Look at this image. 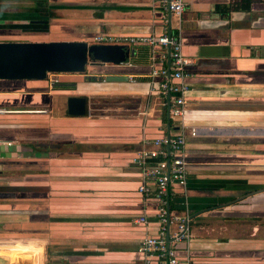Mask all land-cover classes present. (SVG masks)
<instances>
[{"label":"crops","instance_id":"0c3cea01","mask_svg":"<svg viewBox=\"0 0 264 264\" xmlns=\"http://www.w3.org/2000/svg\"><path fill=\"white\" fill-rule=\"evenodd\" d=\"M183 2L170 17L159 0H0V41L176 36L192 73L183 121L198 129L187 137V186L169 191L191 217L178 255L264 264V0ZM127 46L134 55L121 67L60 74L53 88L0 81L2 264H159L138 251L158 233L159 203L155 185L140 192L136 158L145 139L174 135L181 121L151 77L163 55L170 67L169 49ZM73 96L87 98L85 116L69 114Z\"/></svg>","mask_w":264,"mask_h":264},{"label":"built area","instance_id":"2783aa9c","mask_svg":"<svg viewBox=\"0 0 264 264\" xmlns=\"http://www.w3.org/2000/svg\"><path fill=\"white\" fill-rule=\"evenodd\" d=\"M159 2L164 10L170 11L174 15L180 17L184 13L183 0H159ZM94 42L123 45L141 44L153 48L163 46L165 49H169L170 67L163 64L166 60V56L163 55L162 65L152 69L151 77L158 80L159 93L167 101L171 116L181 122L178 133L154 140L145 139L143 146L137 152L136 163L141 169L143 177L142 185L139 188L140 192L149 197L153 194L151 185H155V197L159 203L157 211L158 233L156 236L145 237L138 251L147 257V260L155 259L159 264H195L191 259L182 261L178 255L180 245L187 242L191 237L190 214L188 212L173 213L169 201V191L172 187L186 188L187 186V137L198 135L196 127H190L183 121L187 103L186 95L189 91L187 80L192 76L189 71L191 61L183 54L179 39L172 34L132 37L130 39L103 35L96 37ZM59 75L49 74L50 87L53 88L60 83ZM7 112L9 111L0 108V114ZM136 222L148 224V219L143 217Z\"/></svg>","mask_w":264,"mask_h":264},{"label":"water","instance_id":"95a60500","mask_svg":"<svg viewBox=\"0 0 264 264\" xmlns=\"http://www.w3.org/2000/svg\"><path fill=\"white\" fill-rule=\"evenodd\" d=\"M169 13L171 17L172 13ZM132 55L134 50L123 44L0 41V81H47L49 74L86 75L91 68L119 67ZM106 75V82L128 81L127 76ZM68 110L72 116H85L88 113L87 98L70 97ZM5 262V258L0 256V264Z\"/></svg>","mask_w":264,"mask_h":264},{"label":"trees","instance_id":"16d2710c","mask_svg":"<svg viewBox=\"0 0 264 264\" xmlns=\"http://www.w3.org/2000/svg\"><path fill=\"white\" fill-rule=\"evenodd\" d=\"M54 1H57V0H52V2H54ZM245 3L246 4H248V3H250L249 1H245ZM31 40H34L33 38L31 39ZM37 190H41V189H38V188H36ZM36 190V191H37ZM41 193H36V196H38V195H40ZM177 196H179V195H177ZM41 197V196H40ZM37 201V203L39 202V201H41V199L39 200V199H37L36 198V200H35V202ZM174 202H175V205H174V209H173V203H170V208L172 209V210H176V211H179V212H185L186 211V205H185V198H182V197H175V199H174ZM35 212V215H36V217L35 218H37V215H38V217H40L39 219L41 220V209H39V208H35L34 210H30V212ZM37 227H38V225H36Z\"/></svg>","mask_w":264,"mask_h":264},{"label":"rangeland","instance_id":"374dc122","mask_svg":"<svg viewBox=\"0 0 264 264\" xmlns=\"http://www.w3.org/2000/svg\"><path fill=\"white\" fill-rule=\"evenodd\" d=\"M35 145H36V148H37L38 150H40V151H41V149H42V145H41V144H39V143H36ZM40 193H41V190H40ZM38 203H40V204H41V202H40V201H39ZM35 204H37V201L35 202Z\"/></svg>","mask_w":264,"mask_h":264},{"label":"bare ground","instance_id":"6f19581e","mask_svg":"<svg viewBox=\"0 0 264 264\" xmlns=\"http://www.w3.org/2000/svg\"><path fill=\"white\" fill-rule=\"evenodd\" d=\"M23 250H24V249H23ZM27 250H28V248H27ZM19 251H20V250H19ZM19 251H18V253H20ZM15 252H16V251H15ZM12 253H14V252H12ZM25 253H26V252H25ZM14 254H15V253H14ZM28 254H29V253H28ZM25 256H26V255H25ZM33 257H34V255H33ZM33 257H32V258H33ZM19 263H20V262H19ZM13 264H14V263H13ZM20 264H21V263H20Z\"/></svg>","mask_w":264,"mask_h":264}]
</instances>
